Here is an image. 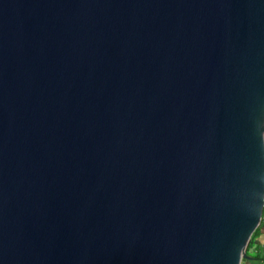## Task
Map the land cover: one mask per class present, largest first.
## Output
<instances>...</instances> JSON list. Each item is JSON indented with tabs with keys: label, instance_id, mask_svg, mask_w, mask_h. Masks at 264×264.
Instances as JSON below:
<instances>
[{
	"label": "water",
	"instance_id": "1",
	"mask_svg": "<svg viewBox=\"0 0 264 264\" xmlns=\"http://www.w3.org/2000/svg\"><path fill=\"white\" fill-rule=\"evenodd\" d=\"M263 191L264 0H0V264H241Z\"/></svg>",
	"mask_w": 264,
	"mask_h": 264
},
{
	"label": "crops",
	"instance_id": "2",
	"mask_svg": "<svg viewBox=\"0 0 264 264\" xmlns=\"http://www.w3.org/2000/svg\"><path fill=\"white\" fill-rule=\"evenodd\" d=\"M256 229L258 230L257 236L251 237L246 249L248 257L244 259L241 264H260V257L264 244V224L258 226ZM250 251L252 252L250 253Z\"/></svg>",
	"mask_w": 264,
	"mask_h": 264
},
{
	"label": "built area",
	"instance_id": "3",
	"mask_svg": "<svg viewBox=\"0 0 264 264\" xmlns=\"http://www.w3.org/2000/svg\"><path fill=\"white\" fill-rule=\"evenodd\" d=\"M262 220L264 221V191H263V203H262ZM260 264H264V244L262 247L261 257H260Z\"/></svg>",
	"mask_w": 264,
	"mask_h": 264
},
{
	"label": "trees",
	"instance_id": "4",
	"mask_svg": "<svg viewBox=\"0 0 264 264\" xmlns=\"http://www.w3.org/2000/svg\"><path fill=\"white\" fill-rule=\"evenodd\" d=\"M257 233H258V230L256 229L252 236H254V237L257 236Z\"/></svg>",
	"mask_w": 264,
	"mask_h": 264
},
{
	"label": "rangeland",
	"instance_id": "5",
	"mask_svg": "<svg viewBox=\"0 0 264 264\" xmlns=\"http://www.w3.org/2000/svg\"><path fill=\"white\" fill-rule=\"evenodd\" d=\"M252 251H250V253H251Z\"/></svg>",
	"mask_w": 264,
	"mask_h": 264
}]
</instances>
